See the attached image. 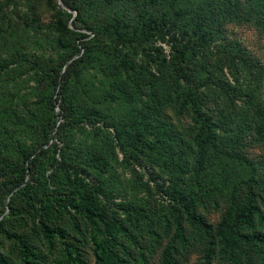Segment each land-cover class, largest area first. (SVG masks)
<instances>
[{
    "label": "rangeland",
    "instance_id": "obj_1",
    "mask_svg": "<svg viewBox=\"0 0 264 264\" xmlns=\"http://www.w3.org/2000/svg\"><path fill=\"white\" fill-rule=\"evenodd\" d=\"M220 1L236 8L220 23L217 40L240 48L250 73L216 74L213 54L197 44L213 40L210 28L186 23L197 6L192 0H128L125 7L108 0L132 24L121 35L111 18L63 13L59 0H0V259L72 264L61 230L95 264L91 236L99 241L103 228L64 206L72 191L80 198L88 187L110 218L135 231L137 241L126 243L142 245L136 253L145 264H160L172 243L179 249L176 264H236L219 225L250 190L256 197L251 221L232 228L264 233V0ZM189 40L200 49L195 58L207 59L201 89L222 145L203 167L193 111L168 86L178 62L194 53L189 48L184 58ZM76 59L78 72L67 71ZM22 164L28 170L19 182L14 168ZM34 192L36 199L29 197ZM190 199L206 223L184 220L188 244L180 247L176 218ZM43 204L52 210V236L41 227Z\"/></svg>",
    "mask_w": 264,
    "mask_h": 264
},
{
    "label": "trees",
    "instance_id": "obj_2",
    "mask_svg": "<svg viewBox=\"0 0 264 264\" xmlns=\"http://www.w3.org/2000/svg\"><path fill=\"white\" fill-rule=\"evenodd\" d=\"M61 1L64 6L62 4L59 5V9L63 13H68L67 9H72L77 12L76 17H79L80 15L84 16V11L86 10L88 13L94 15L92 19L94 21L102 17L111 18L113 20L111 23L113 31L118 35L125 33L132 27L131 22H127V17H124V15H116V11L108 5V0ZM127 1L128 0H122V3L118 2L119 7H125ZM194 2L197 3V6L191 14L192 20L190 19L186 23L194 22V29H199L201 26L204 27L205 24L207 25L206 31L210 28L213 40L207 42V40L203 38L197 44L199 48L204 50V54H213L215 58L214 71L216 74L218 75L219 71L224 72L226 69L231 72L241 73L244 71L250 73V71H252L250 68L251 64L249 65L247 60L243 57L244 54L242 50L231 42L225 44L222 42L219 43L216 37L220 23L223 22L226 15L230 17V15L234 14V9L236 7L232 8V5L229 4L228 1L221 2L220 0H192V4ZM207 4L209 8L206 10L210 11V14H207V11H201V7ZM214 4L216 6L212 7ZM82 8H84L83 11ZM181 12L182 11H180V13ZM182 13L184 16L188 14L187 11ZM135 21L138 22L137 25L135 23V29L137 30L142 19L139 16ZM86 25L88 27L91 26L88 21ZM81 34L83 36L86 35L85 33ZM204 35L205 34H202V36ZM183 47L184 58H187L186 53L189 48L192 49L194 53L186 61L178 62L176 68L178 74L168 86L172 87L173 85L174 91L177 92V98L179 99V97H181V104L185 106V103H188L193 111L192 118L195 122V128L197 129V140L199 143L197 163L203 167L211 162L213 163L217 151L222 150V148H219L222 145L217 144V138L220 136L217 134V130H219L217 128V122L215 121L213 113L207 108L205 102L206 92L201 89L202 84L206 81L204 71L207 59L203 55L200 59L195 58L196 53H198L200 49L195 46L194 43L191 44L190 40L185 42ZM77 61V59L72 60L66 67L67 71L70 72L72 68V71L77 73ZM150 83L152 85L153 82L151 81ZM243 159L252 166L255 172L257 169L255 164L250 162L247 158ZM35 161V159L30 160V163L35 164ZM177 161L181 163V158L177 159ZM14 169L18 173L16 178L19 182H22L25 178L26 170H28V165L22 164ZM76 196L75 191H72V195L67 196L66 201L68 203H65L64 206L70 205L76 208L78 211L82 212L92 225H95V227L97 226V228H103L102 236L99 241H97L94 235L91 236L93 243H95V264H138V261L145 264L144 256L136 253V250L142 245L138 243V245L132 248L131 244L129 245L126 243L127 239L137 241L135 231H133L128 224H122L113 217L110 218L107 215L106 210L102 207L98 196L95 194L94 188H84V192H81V197L76 198ZM29 197L36 199L37 194L35 192L32 194L30 193ZM241 201V199H237L234 206L230 207L228 215L219 225L220 234L230 245L231 258L236 264H244L245 261L250 264L258 262L264 264V233L250 236L240 231H233V223L246 220H248L249 223L251 221L253 202L256 201V197L253 196L250 190L249 198H246L240 205L239 203ZM29 203L32 204L31 201ZM197 205L198 204L193 199H190V202L185 206V213L178 214L176 218L175 238L179 241L180 247L188 244L184 220H187L192 225L205 227V218L201 213L197 212ZM35 209L40 210L38 207ZM49 209L50 206L47 208L46 204L41 206V213L45 216V219L41 220V227L47 235L52 236V230L48 224L52 221V217L49 216L52 210ZM119 232L121 233L120 235ZM58 237L61 241H66V258L68 261L72 264H88L86 258L81 253L80 247L75 245L73 241L68 242V240L65 239L64 231L59 230ZM178 253V246L173 243L170 244L163 251L160 264H176ZM244 257L246 260L243 259ZM0 264H7V261L0 259Z\"/></svg>",
    "mask_w": 264,
    "mask_h": 264
},
{
    "label": "water",
    "instance_id": "obj_3",
    "mask_svg": "<svg viewBox=\"0 0 264 264\" xmlns=\"http://www.w3.org/2000/svg\"><path fill=\"white\" fill-rule=\"evenodd\" d=\"M59 2H60V4H62L63 5V3H62V1L61 0H59ZM64 6V5H63Z\"/></svg>",
    "mask_w": 264,
    "mask_h": 264
}]
</instances>
